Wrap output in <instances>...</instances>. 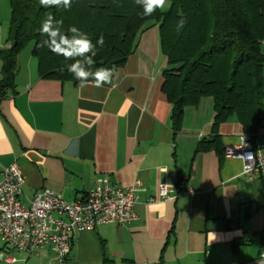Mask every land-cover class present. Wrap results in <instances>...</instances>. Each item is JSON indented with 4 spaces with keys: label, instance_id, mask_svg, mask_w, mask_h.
Masks as SVG:
<instances>
[{
    "label": "crops",
    "instance_id": "crops-1",
    "mask_svg": "<svg viewBox=\"0 0 264 264\" xmlns=\"http://www.w3.org/2000/svg\"><path fill=\"white\" fill-rule=\"evenodd\" d=\"M10 17L9 0H0V53L9 47ZM167 65L158 26L139 35L119 76L100 88L93 80L82 89L41 79L32 47L20 53L14 89L0 97V180L4 167L17 164L25 203L44 189L68 202L85 198L103 175L122 188L141 183L134 187L137 219L75 235L66 264H246L264 248V179L224 157L245 134L242 125L221 124L218 149L197 152L214 138V100L187 108L175 134L162 92ZM1 68L0 55V80ZM256 144H264V125ZM183 179L193 193L159 197L161 184L177 187ZM18 253L17 264H52L54 257L49 248Z\"/></svg>",
    "mask_w": 264,
    "mask_h": 264
},
{
    "label": "trees",
    "instance_id": "trees-1",
    "mask_svg": "<svg viewBox=\"0 0 264 264\" xmlns=\"http://www.w3.org/2000/svg\"><path fill=\"white\" fill-rule=\"evenodd\" d=\"M9 2V47L0 53V97L14 89L19 55L29 46L41 79L79 86L68 71L74 61L40 46L47 39L40 34L41 24L51 12L63 20L62 31L69 35L75 26L93 44L103 36V46L96 45L93 72L123 68L139 35L158 26L161 52L168 61L162 92L171 105L175 134L187 108L198 106L204 97L214 100V138L202 140L197 152L218 149V128L231 119L252 137L264 125V0H169L167 11L158 8L151 15H144L135 0H72L69 10L45 7L39 0ZM181 20L185 24L177 31Z\"/></svg>",
    "mask_w": 264,
    "mask_h": 264
},
{
    "label": "built area",
    "instance_id": "built-area-1",
    "mask_svg": "<svg viewBox=\"0 0 264 264\" xmlns=\"http://www.w3.org/2000/svg\"><path fill=\"white\" fill-rule=\"evenodd\" d=\"M253 137L243 134L237 145L226 146L224 157L243 163V173L264 179V144L252 145ZM26 176L17 164L4 167L0 180V239L9 251L38 255L46 248L53 253L52 264H66L72 252L74 236L93 231L99 226H126L137 219L135 186L122 188L108 175L96 179L85 198L64 200L50 189L36 192L25 203L22 199ZM184 193H193L186 180L177 187L166 182L160 185L162 200H175ZM153 201V200H152ZM6 263L20 260L9 256ZM246 264H264V248L259 257Z\"/></svg>",
    "mask_w": 264,
    "mask_h": 264
},
{
    "label": "clouds",
    "instance_id": "clouds-1",
    "mask_svg": "<svg viewBox=\"0 0 264 264\" xmlns=\"http://www.w3.org/2000/svg\"><path fill=\"white\" fill-rule=\"evenodd\" d=\"M39 3L45 7H63L64 10H69L72 0H39ZM135 4L143 7L144 15H151L158 8L163 10L165 7H170L169 0H135ZM184 24L185 21L181 20L177 31L183 28ZM62 28L63 20H56L51 12L47 13L40 28V34L47 36V39L42 40L40 46L48 47L53 53L63 56L65 60L74 61L68 65V71L73 73L75 79L79 81L80 88L87 87L90 78L97 88L104 84H112L113 78L119 76L115 67H101L95 72L91 71L95 63L93 57L97 54L96 45L103 46V36L96 41V44H93L88 35L77 27L71 26L68 29L70 35L63 32Z\"/></svg>",
    "mask_w": 264,
    "mask_h": 264
},
{
    "label": "rangeland",
    "instance_id": "rangeland-1",
    "mask_svg": "<svg viewBox=\"0 0 264 264\" xmlns=\"http://www.w3.org/2000/svg\"><path fill=\"white\" fill-rule=\"evenodd\" d=\"M168 9L169 7H165L162 11H167ZM18 254L19 253L17 251H9L8 248L5 247L2 240L0 239V264H6L5 259L9 256H13L17 258Z\"/></svg>",
    "mask_w": 264,
    "mask_h": 264
}]
</instances>
